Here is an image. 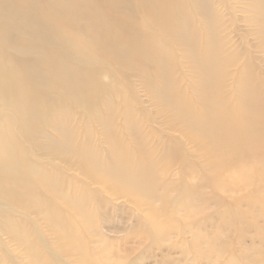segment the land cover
I'll return each mask as SVG.
<instances>
[{"label":"rangeland","instance_id":"1","mask_svg":"<svg viewBox=\"0 0 264 264\" xmlns=\"http://www.w3.org/2000/svg\"><path fill=\"white\" fill-rule=\"evenodd\" d=\"M3 2L33 34L3 30L31 47L11 61L36 75L10 72L26 99L0 102V264L34 263L15 241L23 231L48 264H264V0ZM234 137L238 152L209 156ZM112 138L131 168L108 161ZM145 151L156 164L141 191L158 184L156 212L69 169L136 182L124 171ZM19 202L47 206L77 250Z\"/></svg>","mask_w":264,"mask_h":264},{"label":"bare ground","instance_id":"2","mask_svg":"<svg viewBox=\"0 0 264 264\" xmlns=\"http://www.w3.org/2000/svg\"><path fill=\"white\" fill-rule=\"evenodd\" d=\"M73 4H74V1L70 5H66V3H64L62 5V8H63L62 16L63 17L68 15V14H65L67 11H69L70 9L73 10V7H72ZM22 13L25 15H23V14L21 15V21H25L24 26L26 28H32L33 26L36 25V20L33 17V15L31 14V12L24 11ZM20 14H18L7 3H4L3 0H0V102H2L3 106L6 108L10 107V104H11L10 102H12V97H11L12 93L17 94L21 98V102L26 99L25 91L21 88L22 79L20 78L19 80H13V78L11 76H9L10 72H14L16 75H24L27 77L28 80L32 79V77L36 75V72H34L30 66L26 67L27 71H31L29 73H25L22 70H19L17 67L15 68L14 63L11 61L13 59L10 58V57H13V54L11 53L12 51H18L19 50L22 53H26V52L30 51L31 47L26 43L24 44L23 47H18V45H17L18 42L13 44V42L11 40L1 38V34L3 33V30L5 32H10V31L21 32L20 30L17 29V28H21V27H19V22L17 21ZM107 21H106V23H107ZM67 22H69L71 24L73 21L71 19H68ZM21 34H24V35L30 36V37L33 35L31 32L27 31V29H25L24 32H21ZM7 51H10V54ZM68 66L70 67V65H68ZM52 77H54V76H52ZM64 80L70 82L69 77L66 73L57 71L55 74V81L54 80H52V81H53V83L60 84L63 87V89L66 91V89L64 88ZM78 84L80 86H83L81 81H79ZM71 86H74V84L72 85L70 83L69 89H67V90H71ZM71 94H73V93H71ZM21 102H18V103H21ZM73 103H74V101H73ZM13 104L15 105V103H13ZM15 107L18 108L16 105H15ZM19 110H20V115H21L22 120L30 118L29 115L22 112L21 109H19ZM6 116L7 115L0 110V117L6 118ZM192 138L193 137L189 136L188 137L189 141H192ZM235 138L236 137H234L232 140L231 139H223V140H220L219 142H213L215 145V149L209 150V152H208L209 156L212 158H220L221 156H224V157H225V155L228 156L227 154H231L232 152H238L240 144L237 142V139H235ZM111 142H112V147L115 149L111 155V156H113L114 159L112 160V158H111V160H108V161H111V162H114L117 164L116 158H119L118 164L121 163V166H123V167L127 166L128 168H131L129 166V164L130 163L135 164V162L128 159L127 156H125V153L121 152L117 148V146L113 143V138H112ZM228 144H231L232 146L228 150L222 151V148ZM203 151H204V149H203ZM142 155L144 156V159L140 160V164H139V161H137L138 164L136 166H134V169L124 171V173L126 175L132 176L134 179L138 180L136 182L130 181L127 176H121V177L117 176L115 178L109 177V176L105 175L97 167H95L91 164L82 165L83 166L82 168L80 166L79 167L77 166L75 168L76 165H70L69 169L70 170H72V169L78 170L84 176V178L87 179L92 185H101V184L106 185V187L108 188L107 191L109 193L112 192L113 197H117V196L132 197L138 206L145 205V206L150 207V210L152 212H156L154 204L158 200V198L162 197L161 194L159 195L158 192L156 191L158 188V184L154 183V185L152 187L154 189L153 195L150 194L152 189H145V190L141 191V189L143 188V182H145L144 185L148 184L147 181L149 179L150 174H152L151 168L156 164V162L153 159L151 153L149 154L147 151H145L144 153H142ZM64 162L73 163L71 160H65ZM73 164H75V163H73ZM156 178H157V176H156ZM149 196H150V198H149ZM17 204H18V207L22 210H26L28 208L27 204H24L21 202H19ZM65 207L70 208L66 204H65ZM28 209H30L33 214L40 217L42 219L43 223L47 226V228H50V229L54 230V232L59 234L60 240L62 242L68 244L72 249H76L74 247L75 246L74 239L70 238V237H72V232L70 230L63 232L57 225H55V223L52 220V217H55V215L52 211L51 212L48 211L47 206L41 207V208H37V207L33 206L31 208H28ZM86 213L87 212L84 213L85 217H87ZM78 226L79 225L77 224L76 237H77L78 244H79L80 248L83 250V249H85V246H84L81 238L79 237ZM66 235H68L69 237ZM15 236H16L15 241L17 242V245L19 247H22V246L26 247L25 251L29 253V257L34 263H36V264H48L49 263V262L41 259V257H43V256L36 252V249L34 246L31 247L29 239L27 238V233L25 231H23L21 234L15 233ZM81 257L82 258L86 257V254L83 253L82 251H81ZM82 261H84V260H82Z\"/></svg>","mask_w":264,"mask_h":264}]
</instances>
